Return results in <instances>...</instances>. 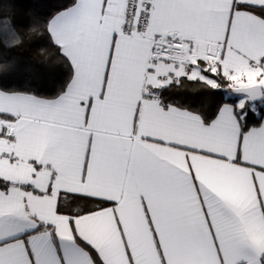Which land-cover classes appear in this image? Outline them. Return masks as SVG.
Listing matches in <instances>:
<instances>
[{"label": "snow or ice", "instance_id": "obj_1", "mask_svg": "<svg viewBox=\"0 0 264 264\" xmlns=\"http://www.w3.org/2000/svg\"><path fill=\"white\" fill-rule=\"evenodd\" d=\"M0 0V264H264V0ZM68 71L54 95L9 86ZM188 82L216 95L193 107Z\"/></svg>", "mask_w": 264, "mask_h": 264}, {"label": "trees", "instance_id": "obj_2", "mask_svg": "<svg viewBox=\"0 0 264 264\" xmlns=\"http://www.w3.org/2000/svg\"><path fill=\"white\" fill-rule=\"evenodd\" d=\"M61 2H64V0H18V21L22 24H27L28 17L26 12L28 10L46 17L52 11H55V6ZM41 47L51 52L55 51L47 35L37 37L33 43L19 50L21 59L40 71L39 80H34L30 73L24 72L17 77L7 80L6 83L9 86L36 88L38 92L51 96L64 84L68 78V71L62 64L55 62V56L47 58V62L51 64V67H41L46 64L45 57L40 56L36 51ZM201 89V85L188 82L184 88L177 89L178 94L174 98L185 103H190L193 107H199L201 103L211 105L215 101L216 95L212 92L202 91Z\"/></svg>", "mask_w": 264, "mask_h": 264}]
</instances>
